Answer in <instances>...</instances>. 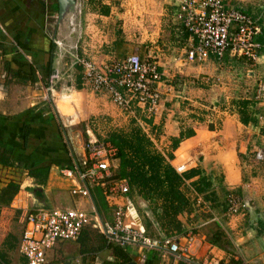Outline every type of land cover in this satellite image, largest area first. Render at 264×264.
<instances>
[{
    "label": "rangeland",
    "instance_id": "1",
    "mask_svg": "<svg viewBox=\"0 0 264 264\" xmlns=\"http://www.w3.org/2000/svg\"><path fill=\"white\" fill-rule=\"evenodd\" d=\"M179 1L74 0L73 8L68 7L56 23L72 19L77 28L71 26L75 36H68L67 51L62 52L66 64L62 56V64L54 69L57 77L49 78L43 88H36L41 90L37 94L43 97L45 92L53 108L60 104L61 114L73 116L72 125L68 121V134L79 140V146L84 147L91 136L114 149L110 160L113 178L125 179L129 185L128 194L119 200L134 205L148 236H173L181 242L187 236L191 238L187 242L190 252L199 261L264 264V99L258 95L259 84L264 83V0H225L228 5L244 6L263 25L262 34L256 38L262 45V57L257 62L242 57L232 60L230 56L188 65L183 63L190 44L188 34L176 19ZM130 54L153 62L161 72L157 114L138 107L121 109L108 94L104 97L81 85L76 55L111 62ZM3 72L6 75L0 76V97L12 81ZM21 85L22 95L26 84ZM76 90H82L80 101L70 97ZM60 93H68L72 101H58ZM241 114L250 119L248 124L240 122ZM233 117L240 128L227 142L232 135H227L224 126L232 123ZM173 138H189L190 154L175 152L181 141L172 149ZM231 143L236 148L234 162L240 167L243 187L232 188L223 175L213 177L199 166L203 162L212 167L221 164L223 168L224 159L218 161L213 155ZM18 156V152L0 153V165L24 168ZM193 159L197 166L190 164ZM189 165L192 167L186 168ZM192 169L198 174L191 176ZM98 192L95 190L94 196L90 192V197L106 214ZM12 194L11 189L0 193V262L24 264L17 250V214L4 208ZM228 194L236 198V211L230 209ZM76 197L82 203V196ZM104 241L97 231H90L73 242L75 246L68 251L62 247L61 261L50 253V264H109L115 252ZM138 252L129 248L134 257ZM157 261L172 264V260Z\"/></svg>",
    "mask_w": 264,
    "mask_h": 264
},
{
    "label": "built area",
    "instance_id": "2",
    "mask_svg": "<svg viewBox=\"0 0 264 264\" xmlns=\"http://www.w3.org/2000/svg\"><path fill=\"white\" fill-rule=\"evenodd\" d=\"M179 3L176 19L190 41L184 65L211 58L222 60L226 55L249 61L258 59L262 45L256 38L261 33V26L244 6L228 5L225 0H180ZM24 58L31 63L28 56L24 55ZM75 64L80 66L83 87L108 94L121 109L131 111L138 107L150 114L157 112L162 82L161 72L153 62L136 54L111 62H96L76 55ZM5 75V72L0 74L2 78ZM53 77H57V72L50 75V79ZM48 89L53 91L51 87ZM258 95L264 99V83L259 84ZM83 148V158L75 163L74 168L62 169L61 173L76 180L73 194L89 198L91 189L100 187L111 209L109 221L93 209L34 203L33 193L22 185L23 177L28 175L26 168L17 164L0 165V191L9 183L19 186L10 205L22 222L17 249L26 264H50V253L59 242L78 240L86 229L102 234L111 246L138 249L137 257L142 262L154 253L157 259L162 262L172 260V264H219L217 260H197L187 245L191 240L187 236L184 242L173 236H148L134 205L119 200L128 194L129 185L125 179L112 176L110 160L114 149L91 136ZM257 155H261L260 151ZM227 199L230 209L236 211L239 208L236 198L230 196Z\"/></svg>",
    "mask_w": 264,
    "mask_h": 264
},
{
    "label": "crops",
    "instance_id": "3",
    "mask_svg": "<svg viewBox=\"0 0 264 264\" xmlns=\"http://www.w3.org/2000/svg\"><path fill=\"white\" fill-rule=\"evenodd\" d=\"M56 11L57 0H0V51L3 53L4 59L3 62L0 61V73L5 70L12 79L11 82L7 83L6 91L0 97V153L9 155L11 148L8 144H10L14 147V153L17 154L18 152V159H21L18 161L21 164L26 165L22 161L25 160V162H30V167H32L35 162H40L37 169H34V175L31 176L28 169H26L28 175L22 179V185L33 193L34 203L44 204V206L48 207H85L87 208L86 210H97L104 220L109 221L111 219V209L109 204H107L108 202L105 201L106 214L98 210L91 197L89 199L82 197L83 201L81 203L76 197L79 194L72 193V189L77 186L76 180L67 178L61 173L62 169L74 168L75 163L81 160L85 154L83 147L79 146V143L77 144L79 140L73 139L72 134H68L71 130L68 127V121L70 119L73 121V116L61 114L60 104L58 106L55 104V108H53L49 100L45 98V92L43 97L40 96V93L37 94L38 89L36 88H43L44 84L47 85L50 82V75L54 74V69L56 68L57 70L58 65L62 64L63 59L61 58L65 55L62 52L67 51L65 45L68 43V36H75L76 33L73 28L71 29V26H74L73 22H71L72 19L66 18L62 24H56L59 21ZM260 26V34H262L263 25L260 24ZM91 27L93 28V26ZM84 33H87L86 30H84ZM260 52L256 62L262 57ZM20 55L29 57V61L32 63L31 66L35 71L36 77L34 80L24 79L13 73L18 71V69L22 73L26 71V67L18 64ZM63 57L65 63L67 57ZM226 57L230 58V56H225L224 58ZM231 58L233 60V57ZM211 59L216 60L215 58ZM7 67H9L11 72H8ZM21 84H26L21 92L22 95L19 93L23 86ZM82 90H76L78 94L74 91L70 95L73 101L77 99L80 101ZM38 91L41 92L40 89ZM91 91L92 93L95 92ZM101 94L104 97H108L105 93H99L98 95ZM70 97L68 99V93H60L58 101H66L68 104L72 101ZM232 119V123L228 122L224 126L227 135H232L230 138H226L225 141L235 137L237 129L240 128L238 121L234 117ZM71 120L69 121L71 122L69 123L70 125H72ZM188 140L189 138L181 141L175 152L180 151L190 154L191 148H189L190 142ZM185 143H187V147L184 151H181L180 149ZM228 146L223 149V152H216L213 155L218 158V161L224 159L223 168L221 164L219 167H212L203 162L199 166L204 170V173L213 177L223 175L225 182L232 188L241 185L243 187L240 167H236L234 162L236 148L232 147V143L231 145L228 144ZM225 158L229 159V162ZM176 159L180 160L178 155ZM192 163L193 167L197 166L195 159L190 164ZM189 167L191 168L192 166L189 165L186 168L189 169ZM12 198L8 207L4 208L12 210L16 214L14 208L10 205ZM65 201L69 203L64 205L63 202ZM18 223L20 225V234L22 222L18 220ZM86 231L95 230L86 229L81 236L88 233ZM1 233L3 234V232ZM2 240L1 238L0 244ZM75 241L59 242L52 251L56 255L55 260L61 261L63 255L62 247H65L68 251V248L75 246L73 243ZM134 258L137 264H143L138 257ZM23 261L26 264L24 258ZM155 264H159V262L157 261Z\"/></svg>",
    "mask_w": 264,
    "mask_h": 264
},
{
    "label": "trees",
    "instance_id": "4",
    "mask_svg": "<svg viewBox=\"0 0 264 264\" xmlns=\"http://www.w3.org/2000/svg\"><path fill=\"white\" fill-rule=\"evenodd\" d=\"M18 64L21 65V66H23V67H26V71L24 73H22L20 71V69H18V71H14L13 72L14 74H16L18 77H22L24 79H29V80H34L35 79L36 76L34 74V72H35L34 71V68L31 66V63H28L25 60V58L23 56H21V55L19 56V62H18ZM7 70H8V72L9 71L11 72V70H9V67H7ZM240 122L242 124L246 125V124H248L250 122V119L247 116L241 114V116H240ZM180 141H181L180 138H173V143H172V146H171L172 149H175L178 146V143ZM112 145L114 146L116 144L113 143ZM8 146L11 148V150H10L11 153L10 154H13L14 153V150H13L14 147L12 145H10V144H8ZM186 147H187V143H185L183 145V148L180 149V150L183 151V150H185ZM115 149L117 151V154H119L120 152H119V149L117 148V146L115 147ZM14 162H18V161H14ZM14 162L12 164H14ZM1 163L2 164H5L3 162H1ZM39 164H40V162H35L34 164H32V167H29L27 165H24V166L26 167V169H28L29 174L32 176V175L35 174L34 169L37 168V166H39ZM20 165L23 166V164H21V163H20ZM190 173H191V176H194V175L198 174V170L197 169H192L190 171ZM10 189L13 191V194H12V196H13L18 191L19 186H18V184H15V183H9L6 187H4L1 190V192L2 191H6V190H10ZM95 190L96 191H99L98 194L101 193V194L98 195L99 201L101 202L100 204H103V206L105 207L106 206V202H105L104 194L102 193V189L100 187H98V186H94L91 189V192L93 193V196H94ZM95 204H96V201H95ZM97 208H98V206H97ZM98 210H100V209L98 208ZM86 232H88V231H86ZM105 241H104V243H105ZM105 246L107 248L112 249V251L115 252V254H114L113 258H112V261L109 264H130L132 261H135L134 256L129 253V248L128 247L111 246L108 243H105ZM155 262H157L156 254L151 253L150 254V257L147 258L145 261H143V264H155ZM0 264H4V263L3 262L2 263L0 262ZM237 264H239V262Z\"/></svg>",
    "mask_w": 264,
    "mask_h": 264
},
{
    "label": "water",
    "instance_id": "5",
    "mask_svg": "<svg viewBox=\"0 0 264 264\" xmlns=\"http://www.w3.org/2000/svg\"><path fill=\"white\" fill-rule=\"evenodd\" d=\"M74 0H57V17L58 19L64 17V14L69 7L73 8ZM130 264H137L135 261H132Z\"/></svg>",
    "mask_w": 264,
    "mask_h": 264
}]
</instances>
